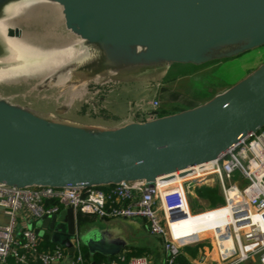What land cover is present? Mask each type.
<instances>
[{
  "label": "water",
  "instance_id": "obj_1",
  "mask_svg": "<svg viewBox=\"0 0 264 264\" xmlns=\"http://www.w3.org/2000/svg\"><path fill=\"white\" fill-rule=\"evenodd\" d=\"M49 1L61 7L67 30L101 46L107 52L102 57L117 63L108 66L110 81H166L264 44V0ZM102 119L67 124L0 100V182L54 188L153 182L219 157L264 126V62L192 108L144 121ZM73 214L65 210V237H51L69 253ZM54 218L36 221L35 231L41 235ZM111 229L90 226L81 233L89 255L108 258L128 248L126 238L119 232L113 238ZM89 232L101 238L85 244L81 237Z\"/></svg>",
  "mask_w": 264,
  "mask_h": 264
},
{
  "label": "built area",
  "instance_id": "obj_2",
  "mask_svg": "<svg viewBox=\"0 0 264 264\" xmlns=\"http://www.w3.org/2000/svg\"><path fill=\"white\" fill-rule=\"evenodd\" d=\"M98 91L93 86L90 93ZM161 112L158 101L153 99L147 111H130L126 119L150 120ZM176 172H180V182L173 185L166 184V176L153 182L133 180L62 188L16 187L0 182V207L7 216V222L0 224V264H152L147 255L128 256L127 250L96 262L94 256L85 254L80 240L81 216L105 222L143 220L148 235L161 239V264H177L181 248L195 243L200 247L190 264H240L250 259L264 264V126L245 135L221 156ZM196 185L218 187L224 203L217 207L228 209V219L222 226L181 242L173 237L171 224L182 216L211 210H191L189 196ZM67 208L74 212L71 253L48 241L45 231L41 235L36 232L34 225L52 216L65 222L60 213Z\"/></svg>",
  "mask_w": 264,
  "mask_h": 264
},
{
  "label": "rangeland",
  "instance_id": "obj_3",
  "mask_svg": "<svg viewBox=\"0 0 264 264\" xmlns=\"http://www.w3.org/2000/svg\"><path fill=\"white\" fill-rule=\"evenodd\" d=\"M49 2L52 3V5H56V3L53 4V2ZM47 13H49V15ZM60 13L61 10L59 12L54 7L48 5L44 10V14L48 16L39 20H33L29 24L24 25L21 23L22 26L19 27L22 30H26L32 35L36 36L37 39L42 43L47 42L44 44V46H52L55 43V40H63L62 42L65 44L74 43L76 46H80L83 43L82 46L90 45L96 49L98 48L97 51H101L102 49V53L106 51H104L101 46L92 43L90 44L82 40L78 35L67 30L64 25L62 13ZM18 25H20V23ZM102 53H100V56L97 59L98 66L95 64V67L98 68H94L95 71L92 73L85 69L83 65L80 66L83 67V69L74 68L75 66H69V63H67V60L69 59H67L59 69L57 68L56 70H52V73L51 71H48L49 75L46 79H44L45 81L43 82H41L42 77L38 75L28 77L26 79L20 78L16 82L0 81V100H3L14 106L32 108L36 114L44 117L47 120L63 122L67 124H79L83 123L82 121H86L88 119L101 122L103 120L102 118L115 119L113 117L116 116L109 111H107V113L102 112L105 110L102 106V103L105 95H107V92L112 88V85H116V82L112 80L110 81V76L105 78H95L93 77L94 75H91L96 72L111 70V68L108 67L110 63L111 66L117 65L115 61L106 59L108 57H102ZM106 53L107 52L104 54L107 55ZM262 62H264V44L245 51L237 56L223 59L215 63H210L207 66L205 65L192 74L185 76L184 80L180 82L175 81L169 83V86L173 84L172 86L176 90L182 93L185 92L193 98L202 101L206 98H209L213 92L219 93L230 87L254 70ZM169 68L170 70L171 68H175V72L178 71V73L183 70L182 66L178 67L177 65H170ZM135 84H138V82ZM132 85H134V83ZM93 86L97 87L99 90L95 94L90 93L91 87ZM133 95L135 94L133 93ZM142 96L144 95L138 94L135 96H124L125 98L122 97L120 104L124 108L125 106L128 109H131L132 107L134 110L136 109L137 103L141 101L140 98ZM128 101H130V103ZM42 104H45V106H41ZM160 114L164 115L162 113ZM192 197L193 198H190L189 196L190 203L194 199V195ZM190 203L189 205L191 208ZM203 209L206 208H195L193 212ZM90 218L91 219L82 222L80 230L81 232L85 231L90 226L105 227L106 225H111L117 222L115 220L105 222L98 217L93 216H90ZM36 223L39 225V220H37ZM120 223L123 225L122 222ZM120 223L118 224L121 225ZM65 225L66 223L60 218H54V221L51 222V228L45 231L48 241L51 242L53 233L56 235L58 234L60 238H64V235H66ZM181 233L182 234L175 236L176 239L181 240L182 236H184V238L190 237L188 236V233ZM200 236L201 235L199 234L195 237ZM147 240L153 242L154 244L162 243L160 238L153 237ZM181 242H183V240H181ZM139 251L141 250H138V252ZM240 264L258 263L254 259H250Z\"/></svg>",
  "mask_w": 264,
  "mask_h": 264
},
{
  "label": "bare ground",
  "instance_id": "obj_4",
  "mask_svg": "<svg viewBox=\"0 0 264 264\" xmlns=\"http://www.w3.org/2000/svg\"><path fill=\"white\" fill-rule=\"evenodd\" d=\"M48 5L59 12L61 10L60 6L57 4L52 5L48 0H0V81L16 82L20 78L26 79L37 75L42 77L41 80H44L49 75L48 71L52 73V70L59 69L67 59H69L67 60L69 66H75L74 68H79L81 65L88 70L95 71L94 68H98L94 67V63L95 61L97 63L100 53L103 52L97 51L98 48L96 49L90 45L82 46L83 43L80 46H76L74 43L65 44L62 42L63 40H55V43L52 42L53 45H50L51 47L45 45L46 48L44 44L47 42L42 43L36 36L20 28L21 23L24 25L29 24L33 20L48 16L49 13H47L48 15L44 14V10ZM19 23L20 25H18ZM15 28L17 33H15ZM9 29L12 33L14 30V33L10 35ZM112 72L111 70L101 71L91 75H94L95 78H105L113 74ZM179 173L174 172L168 175L170 177L165 180L167 181L166 184L179 183ZM228 215L229 211L224 206L189 214L174 221L170 230L173 237L176 238L175 236L182 234L179 232L180 228L192 221L196 225L187 235L194 236L204 230L222 226L227 221Z\"/></svg>",
  "mask_w": 264,
  "mask_h": 264
},
{
  "label": "crops",
  "instance_id": "obj_5",
  "mask_svg": "<svg viewBox=\"0 0 264 264\" xmlns=\"http://www.w3.org/2000/svg\"><path fill=\"white\" fill-rule=\"evenodd\" d=\"M218 62V61H217ZM215 63V62H214ZM209 65V64H208ZM207 66V65H206ZM201 68V67H200ZM195 69L192 71H188L186 73H182L176 77H173L171 80L163 79L162 76H154V77H148L146 78L142 83H138L132 85L133 83L128 82H116V85H112L111 89L107 92V95H105V98L103 99L102 106L106 111H109L113 115H115V121L124 119L129 116L130 111H136V112H144L147 111L150 107V102L153 99H156L159 103L160 109L162 110V114H169L172 112H176L182 109H188L192 108L194 106H197L201 103H204L209 98L212 97V95L206 98L205 100H198L193 98L187 93H182L178 90H176L172 85L169 86V83L171 82H180L184 80L185 76L188 74H192L193 72L199 70ZM136 86V87H134ZM143 94L139 101L137 103L136 109L127 108L125 106L122 107L120 104V101L122 97L124 96H135L133 95ZM127 94V95H123ZM125 98V97H124ZM130 103V101H128ZM65 211H63L60 214H64ZM21 214H25L22 212ZM114 221V220H111ZM117 221L114 224H111L110 226L113 228H117L119 231V234L124 236L126 240L128 241V246L132 245L134 249H142L144 251V255H147L152 264H161L164 258V250L162 248L161 243L154 244L151 241H148L147 239L153 238L148 235L146 224L143 220L136 218V219H115ZM7 222V216L3 208L0 207V224H5ZM122 222L123 225L120 223ZM198 222V221H197ZM120 223L121 225H119ZM196 223L190 221L189 224H185L183 227L180 228L179 232L188 233L191 232ZM143 227V228H142ZM129 236V238H128ZM193 236H190L188 238L181 237L183 241H187L191 239ZM157 238V237H154ZM179 240V239H178ZM197 255V254H196ZM189 264L191 263V260L195 257H188Z\"/></svg>",
  "mask_w": 264,
  "mask_h": 264
},
{
  "label": "trees",
  "instance_id": "obj_6",
  "mask_svg": "<svg viewBox=\"0 0 264 264\" xmlns=\"http://www.w3.org/2000/svg\"><path fill=\"white\" fill-rule=\"evenodd\" d=\"M102 112L107 113L106 110H103ZM192 193L194 195V199L191 201V210L194 211L195 208H207L212 209L217 207L218 205H221L224 203V200L222 196L220 195L218 188L216 185L208 186V185H196L192 189ZM192 195V196H193ZM190 196V198H193ZM190 201V200H189ZM81 214V213H77ZM82 221L80 222V225L85 220L91 219L90 216H81ZM200 247L199 243L195 244H187L184 245L181 248V252L177 259V264H189L188 257H195L198 249ZM127 250L128 256L133 255H144V251L141 249V251L138 252L140 249H134L132 245H129ZM85 254H88L86 248L84 247ZM96 262L104 259V256L101 255H94Z\"/></svg>",
  "mask_w": 264,
  "mask_h": 264
},
{
  "label": "clouds",
  "instance_id": "obj_7",
  "mask_svg": "<svg viewBox=\"0 0 264 264\" xmlns=\"http://www.w3.org/2000/svg\"><path fill=\"white\" fill-rule=\"evenodd\" d=\"M110 231L113 234V238L118 236V231H119L118 229L113 228ZM100 238H101V236L94 235L93 232L85 233L81 237V239L83 240V242L85 244H88L89 240L98 241ZM105 239H108V238H105Z\"/></svg>",
  "mask_w": 264,
  "mask_h": 264
}]
</instances>
